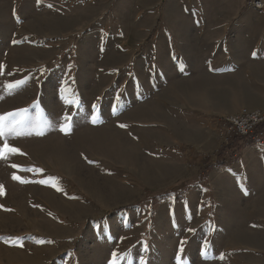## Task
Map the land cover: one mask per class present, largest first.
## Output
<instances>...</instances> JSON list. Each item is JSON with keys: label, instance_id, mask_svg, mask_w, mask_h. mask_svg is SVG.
<instances>
[{"label": "rangeland", "instance_id": "obj_1", "mask_svg": "<svg viewBox=\"0 0 264 264\" xmlns=\"http://www.w3.org/2000/svg\"><path fill=\"white\" fill-rule=\"evenodd\" d=\"M259 108L246 0H0V264H264V179L215 176Z\"/></svg>", "mask_w": 264, "mask_h": 264}, {"label": "built area", "instance_id": "obj_2", "mask_svg": "<svg viewBox=\"0 0 264 264\" xmlns=\"http://www.w3.org/2000/svg\"><path fill=\"white\" fill-rule=\"evenodd\" d=\"M246 4L253 10H264V0H246ZM264 125V109L243 110L237 114L219 119L218 136L220 139L219 149L229 162L232 160L233 145L237 139H243L254 135L259 127ZM257 138H263L264 132L256 134ZM223 156V158H225ZM227 160V159H226ZM235 164V162H231ZM212 167H218L216 160Z\"/></svg>", "mask_w": 264, "mask_h": 264}, {"label": "crops", "instance_id": "obj_3", "mask_svg": "<svg viewBox=\"0 0 264 264\" xmlns=\"http://www.w3.org/2000/svg\"><path fill=\"white\" fill-rule=\"evenodd\" d=\"M259 132L256 131V133L250 137L236 140L233 145L237 156L235 164L231 166H223L224 164H221L218 169L219 173L215 176H219V178L222 179H228L230 186L237 187L241 185L243 180L247 177L246 171L250 166L254 174H257L256 179L250 184V186L259 187L260 182L264 179V137L257 138L256 134ZM250 149L254 155V158L252 159L248 158ZM251 164L255 165L251 166Z\"/></svg>", "mask_w": 264, "mask_h": 264}, {"label": "snow or ice", "instance_id": "obj_4", "mask_svg": "<svg viewBox=\"0 0 264 264\" xmlns=\"http://www.w3.org/2000/svg\"><path fill=\"white\" fill-rule=\"evenodd\" d=\"M9 87H11V85H9ZM6 118H7L6 116H0V124H2V122H3ZM70 119H71V118L68 117V116L63 117V120H64L65 123H67ZM121 127H125V126H124V125H121ZM61 130H64V129L62 128ZM2 134H3V133L0 132V135H2ZM5 148H6V150H7L8 152L13 153V154H15V153L18 151V150H17L16 148H14V147L9 148L7 145H5ZM13 167H16V165H13ZM13 178H14V179H19V177H13ZM189 231H194V230H193V229H189ZM112 255H113V257L115 258L116 253H113ZM112 264H114V261L112 262Z\"/></svg>", "mask_w": 264, "mask_h": 264}, {"label": "trees", "instance_id": "obj_5", "mask_svg": "<svg viewBox=\"0 0 264 264\" xmlns=\"http://www.w3.org/2000/svg\"><path fill=\"white\" fill-rule=\"evenodd\" d=\"M261 132V131H264V125H262L261 127H259L258 129H257V132Z\"/></svg>", "mask_w": 264, "mask_h": 264}]
</instances>
